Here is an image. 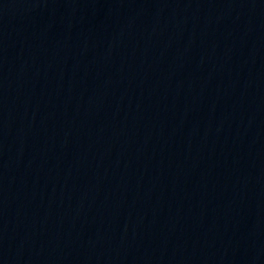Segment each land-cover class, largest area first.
Here are the masks:
<instances>
[{
	"label": "water",
	"instance_id": "95a60500",
	"mask_svg": "<svg viewBox=\"0 0 264 264\" xmlns=\"http://www.w3.org/2000/svg\"><path fill=\"white\" fill-rule=\"evenodd\" d=\"M0 264H264V0H0Z\"/></svg>",
	"mask_w": 264,
	"mask_h": 264
}]
</instances>
